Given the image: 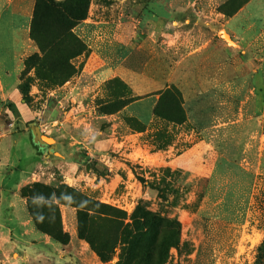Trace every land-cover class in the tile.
I'll list each match as a JSON object with an SVG mask.
<instances>
[{"label":"rangeland","instance_id":"374dc122","mask_svg":"<svg viewBox=\"0 0 264 264\" xmlns=\"http://www.w3.org/2000/svg\"><path fill=\"white\" fill-rule=\"evenodd\" d=\"M243 1L89 0L86 18L73 28L89 52L69 61L76 72L68 80L61 81L67 76L66 69L51 67L49 59L42 65L24 63L37 51L35 45L33 51L20 55L17 76L14 78V72L5 79L9 80V95L0 90V135L8 128L25 131L45 160L41 171L44 168L46 171L45 174L36 171L32 180L23 183L20 197L26 201L20 192L22 188L43 183L54 187L69 201H77L74 194L80 193L118 209L119 212H109L90 204L97 211L106 210L117 216L123 224L132 223L136 206L145 203L152 210L175 216L181 225L179 246L170 247L159 263L152 255L154 263L255 264L256 247L264 237V136L256 147L244 152L250 143L244 140L242 129L194 131L185 120L180 101L167 95L158 108L159 113L182 123H165L153 116L141 131L130 119L134 116L119 104L122 94L131 93L130 85L144 87L150 76L162 79L167 74L163 59H174L166 51L174 46L173 39L180 42L189 29H193L194 35L201 30L211 31L215 26L219 28L227 13ZM261 17L264 19V15ZM168 27L171 33L166 37L163 32ZM175 29L179 31L175 33ZM222 31L219 33L224 38ZM58 32L53 25L49 26L44 37ZM121 45L127 49L121 65L137 69L143 75L142 81L141 76H136L135 83H127L119 76L104 79L96 75L94 70L99 62H91L93 51L110 61L113 58L115 65V50ZM58 47L59 54L69 52L65 42ZM187 49L181 45L175 58ZM55 56L51 58L56 60ZM2 84L0 79V87ZM147 102L141 100L131 107L143 122L151 114ZM32 126L49 138L47 145L33 141ZM159 129H165L172 137L164 149H156L152 144ZM13 151L16 159L9 158L12 162L8 165L4 162L7 167L0 165L3 170L13 166L12 173L4 177L9 198L22 176L17 167L31 162L20 138ZM166 201L176 207H170ZM5 207L1 213L8 211ZM48 214L53 219L56 217L52 211ZM118 221L97 219L93 228L98 234L115 238ZM162 238L156 234L154 241ZM123 248L124 244L117 241L108 261L101 262L96 256L97 260L117 264L124 255Z\"/></svg>","mask_w":264,"mask_h":264},{"label":"crops","instance_id":"0c3cea01","mask_svg":"<svg viewBox=\"0 0 264 264\" xmlns=\"http://www.w3.org/2000/svg\"><path fill=\"white\" fill-rule=\"evenodd\" d=\"M34 1L0 0V64H5L0 65V79L3 83L0 90H3V94L9 90V80L5 79L12 77L14 72V78L17 76L19 56L35 48L28 36ZM262 15L264 0H249L234 14L223 18L219 28L215 26L211 31L201 30L194 35L193 29H189L186 31V37L180 42L173 39L174 46L166 48V51L174 56V59H163V68L167 74L162 79L156 74L155 79H151L153 75L150 76L144 87H132L129 84L131 93L122 98L127 101L123 110L143 122L131 107L141 100H148L151 114L148 120L143 122L148 124L153 119L152 108L159 98L160 91L173 85L181 92L186 122L192 130L207 133L222 127L242 129L244 140L250 143L244 148V152L252 150L261 136H264ZM167 29L163 34L169 37L170 27ZM220 30L228 34L234 45H230L220 36ZM181 45L188 49L175 58ZM125 53L127 49L124 45L119 46L115 50L116 64L113 65V58L110 61L93 51L91 62H99L94 70L96 75L104 79L119 76L127 83H135L136 76H141L142 81L143 75L137 69L121 65ZM10 62L15 65H8ZM4 126L6 128V124ZM1 133L0 165H5L4 162L11 164L9 158L16 159L13 147L19 138L30 153L31 162L25 167L18 164L17 168L22 176L12 189V198L6 194L4 177L7 173H12L13 166L9 165L11 167L6 170L0 168V264H103L97 260L87 244L77 238L73 207L61 206L63 229L70 236L67 244L62 245L37 230L27 211L25 199L19 195V188L23 183L32 180L36 171H41L45 160L32 146L25 131H13L8 128ZM42 170L45 174V168ZM3 206H6L8 211L1 213Z\"/></svg>","mask_w":264,"mask_h":264},{"label":"trees","instance_id":"16d2710c","mask_svg":"<svg viewBox=\"0 0 264 264\" xmlns=\"http://www.w3.org/2000/svg\"><path fill=\"white\" fill-rule=\"evenodd\" d=\"M248 1L244 0L236 5L230 13H227V16L234 14ZM88 3L89 0H35L28 36L37 47V51L28 56L24 63L28 61L31 64L39 65L41 63L42 65L49 59L51 67L60 70L66 69L64 74H67V76L62 78L61 81L68 80V77L76 72L75 67L69 61L81 55L85 56L89 52L87 45L73 32V28L86 18ZM52 25L59 32L54 36L44 37V32L47 33V28ZM64 42L69 49L67 55L59 54L61 49L58 46ZM56 54V60L51 58V55ZM63 62H68V64L64 65ZM128 94L124 93L121 97L123 98ZM165 95L173 100L180 101L181 110L186 120L181 92L174 86H169L160 91L159 98L152 108V115L165 123H182V120L175 122L159 113L158 108ZM120 102L119 104L122 107L127 101L122 99ZM130 119L139 126L141 131L146 129V124L139 119L135 117ZM171 142L172 137L166 133L165 129L157 130L152 138V144L156 149H164ZM162 189L165 191L167 187H162ZM20 192L22 197L26 198L27 211L37 230L47 234L52 240L62 245L69 242L70 236L63 229L59 205L77 208L75 211L76 236L88 243L89 248L101 262H106L111 258L117 241L124 244V255L117 264H157L163 253L167 252L170 247L177 248L179 246L181 225L178 219L175 216L165 215L159 210H152L145 203L139 202L136 206L132 223L123 224L117 220V216H112L107 212H119L118 209L97 203L80 193L74 194L78 198L77 201H69L63 198L54 187L43 183H33L29 187L22 188ZM90 204L98 205L107 211H97L91 208ZM166 204L170 207H176V205L168 202ZM49 211L55 213L56 217L54 219L48 214ZM110 217L114 219L111 220ZM97 219L105 222L118 221L115 238L96 233L93 226L97 225L95 223ZM156 234L162 235V240L154 241ZM152 255L155 257L154 261L158 260L157 263H154ZM254 263L264 264V237L256 247Z\"/></svg>","mask_w":264,"mask_h":264},{"label":"water","instance_id":"95a60500","mask_svg":"<svg viewBox=\"0 0 264 264\" xmlns=\"http://www.w3.org/2000/svg\"><path fill=\"white\" fill-rule=\"evenodd\" d=\"M32 131H33V141L39 145H47L48 143L46 141H43L41 139L42 134L39 131L37 126H32Z\"/></svg>","mask_w":264,"mask_h":264},{"label":"bare ground","instance_id":"6f19581e","mask_svg":"<svg viewBox=\"0 0 264 264\" xmlns=\"http://www.w3.org/2000/svg\"><path fill=\"white\" fill-rule=\"evenodd\" d=\"M221 35L228 41V43L230 44V45H233L234 43L229 39V36L225 33V31H222L221 32ZM46 138H48V137H46ZM45 137H41V139L43 140V141H46L47 143H48V140L46 139ZM49 139V138H48Z\"/></svg>","mask_w":264,"mask_h":264}]
</instances>
